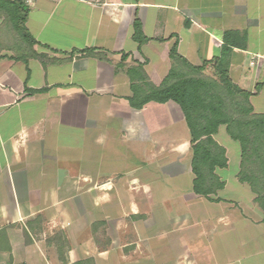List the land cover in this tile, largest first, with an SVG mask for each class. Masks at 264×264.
<instances>
[{
  "label": "crops",
  "instance_id": "obj_1",
  "mask_svg": "<svg viewBox=\"0 0 264 264\" xmlns=\"http://www.w3.org/2000/svg\"><path fill=\"white\" fill-rule=\"evenodd\" d=\"M13 2L0 0V264H264L262 170L221 123L226 164L196 193L185 116L151 96L191 76L224 97L226 72L251 93L228 111L264 114V0H35L20 33Z\"/></svg>",
  "mask_w": 264,
  "mask_h": 264
},
{
  "label": "trees",
  "instance_id": "obj_2",
  "mask_svg": "<svg viewBox=\"0 0 264 264\" xmlns=\"http://www.w3.org/2000/svg\"><path fill=\"white\" fill-rule=\"evenodd\" d=\"M8 5L10 6L9 12L14 13L13 10L18 12L14 19L17 18L22 24L27 10L26 6L21 2H13ZM134 28L135 38H138L140 35L138 22H135ZM170 56L173 60H181L186 63L185 59L177 54L174 47L170 51ZM188 66L194 71H200L203 68L190 64ZM213 66L215 69L217 68L216 63H213ZM174 73V70L171 69L170 79ZM220 74L225 90L224 97L208 92V88H211L214 83L208 84L204 80L191 76L174 77L172 83L163 85L161 88H153L151 92V96L159 102L171 99L180 106L191 133L193 148L191 167L195 174L194 191L204 195L212 192V189L204 188L207 179L212 181L211 185L217 180L213 174L214 168L226 164L224 148L211 136L216 132L219 124L227 123L231 127L229 129L231 136L240 141L245 160H250L253 152H257L260 148L264 151V114L251 115L250 108L229 112V104L236 103L237 97H241V100L245 101L251 93L235 86L226 72ZM258 157L262 164L260 166L262 172L254 177L264 181V155L258 154ZM206 172L209 175L207 179Z\"/></svg>",
  "mask_w": 264,
  "mask_h": 264
},
{
  "label": "rangeland",
  "instance_id": "obj_3",
  "mask_svg": "<svg viewBox=\"0 0 264 264\" xmlns=\"http://www.w3.org/2000/svg\"><path fill=\"white\" fill-rule=\"evenodd\" d=\"M25 9H26V7H25ZM20 23L21 22L17 18H16V20H13V25L16 28V30L18 29L17 32H19V33H20V30H21V28H20L21 24ZM262 144H263V142H262ZM258 154L264 155V151L262 150V148L257 150V152H255V153L253 152L251 159L250 160H246L245 165L247 167H253L256 170H259L260 166L262 164H260V162H259Z\"/></svg>",
  "mask_w": 264,
  "mask_h": 264
},
{
  "label": "built area",
  "instance_id": "obj_4",
  "mask_svg": "<svg viewBox=\"0 0 264 264\" xmlns=\"http://www.w3.org/2000/svg\"><path fill=\"white\" fill-rule=\"evenodd\" d=\"M19 1L23 2L24 4L29 5V4H31L32 2H34L35 0H19Z\"/></svg>",
  "mask_w": 264,
  "mask_h": 264
}]
</instances>
